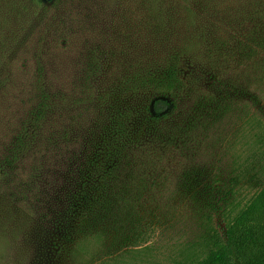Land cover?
<instances>
[{
	"label": "rangeland",
	"instance_id": "374dc122",
	"mask_svg": "<svg viewBox=\"0 0 264 264\" xmlns=\"http://www.w3.org/2000/svg\"><path fill=\"white\" fill-rule=\"evenodd\" d=\"M256 1L243 0L224 14L199 6L205 25L219 30L192 29L202 38L192 47L185 39L193 36L191 29L180 23L196 15L172 13L161 26L157 18L134 10L137 0H0V264H171L187 255L185 248L207 229V220L223 231L227 213L250 200L264 175V0ZM69 41L77 45L76 54L83 49L82 57L88 48L96 49L98 69L105 74L115 59L123 63L115 71L121 75L142 77L164 67L176 71L172 95L180 101L162 125H181V130L174 145L155 146L167 155L161 191L169 192L170 200L167 206L140 208L141 219L125 244L121 235L68 236L49 220L57 207L50 195L56 188L60 196L64 167L57 165L52 180L47 154L36 149L43 146L36 126L49 125L54 96L58 103L61 98L65 129L73 119L70 70L61 74L62 84H49L44 64L48 45L62 49L68 45L60 43ZM102 84L93 93L104 100L109 86ZM139 94L134 108L129 95L116 90V114L124 116L108 125L133 131L154 125L144 121L143 97L170 92ZM127 110L132 115L126 117ZM191 174L196 184L185 178ZM207 193L224 194L227 205L206 203Z\"/></svg>",
	"mask_w": 264,
	"mask_h": 264
},
{
	"label": "trees",
	"instance_id": "16d2710c",
	"mask_svg": "<svg viewBox=\"0 0 264 264\" xmlns=\"http://www.w3.org/2000/svg\"><path fill=\"white\" fill-rule=\"evenodd\" d=\"M241 1L243 0H137L134 10L157 18L161 26L172 13L180 17L196 15L195 20L190 18L180 23L186 29H191L189 33L193 36L185 39L189 46L196 47L202 38L192 29L198 26L205 27L206 31L217 28L211 23L205 25V18L196 12L199 6H204L202 10H205L207 5L210 10L224 14L226 10L241 4ZM255 1L250 0L252 4ZM174 22L177 21L172 24ZM60 44L68 47L61 49L55 45L47 46L44 64L51 75V78H47L49 84H62L63 75L70 70L68 77L72 86L69 88L71 93L68 106L74 112L73 119L65 129L61 98L58 103L54 96L55 99L50 103L52 111L47 118L50 123L36 126L39 131L35 135L43 145L36 149L47 154V172L52 180L58 174L57 165L62 163L64 167V185L60 187V196H56V188L50 195L57 207L53 209L55 212L49 220L52 225L61 226L60 229L65 234L68 233V236H81L84 240L99 233L110 237L121 235L120 240L125 244L132 227L141 219L140 208L161 203H166L167 206V201L170 200L169 192L161 191L167 179L164 171L167 155L157 151L155 146L159 145L160 149L166 143L174 145L178 130H181V125H162L164 120L175 113L180 101L172 95L176 71L172 67H164L155 74L146 70L142 77L137 72L128 74L125 71L121 75V72L115 71L120 70L123 63L115 59L109 65V73L105 74L98 69L100 62L96 49L88 48L87 54L82 57L83 49L81 55L76 54L77 45L72 41ZM72 45L74 56L70 50ZM129 61L128 69H131L134 61ZM78 65L81 67L79 70ZM134 68L136 70L137 66L134 65ZM99 82L103 83L100 87L109 86L105 90L104 100L102 95L95 96L93 93ZM151 89L170 92L167 97L151 94L143 97L144 121L154 125L143 129L138 127L136 131L125 126L113 129L112 125H108L124 116L123 112L116 114V90L129 95L135 108L139 102V92ZM131 113L127 110L125 116L128 117ZM155 138L159 140L158 143L154 142ZM185 178L191 184H196L194 174L186 175ZM260 180V187L250 200L233 215L230 211L227 213L222 232L210 226V221L207 220L203 225H207V229L185 248L187 255L171 264H264V175ZM54 183L55 181L51 182L53 186ZM223 195L214 193L211 196L207 193L203 197L206 203L214 202L218 205L221 200L225 206L227 203L224 202ZM215 196L219 197L215 199ZM159 211L152 213L156 215ZM136 242V239L132 241Z\"/></svg>",
	"mask_w": 264,
	"mask_h": 264
}]
</instances>
